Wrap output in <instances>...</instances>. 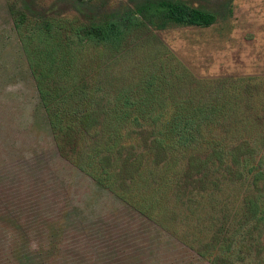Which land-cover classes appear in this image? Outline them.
<instances>
[{
    "label": "trees",
    "instance_id": "1",
    "mask_svg": "<svg viewBox=\"0 0 264 264\" xmlns=\"http://www.w3.org/2000/svg\"><path fill=\"white\" fill-rule=\"evenodd\" d=\"M6 5L59 155L209 264H264V83L197 77L152 32L209 27L232 0Z\"/></svg>",
    "mask_w": 264,
    "mask_h": 264
},
{
    "label": "rangeland",
    "instance_id": "2",
    "mask_svg": "<svg viewBox=\"0 0 264 264\" xmlns=\"http://www.w3.org/2000/svg\"><path fill=\"white\" fill-rule=\"evenodd\" d=\"M92 1L112 10L140 0ZM185 1L214 10L221 0ZM152 32L169 62L197 77L252 75L264 83V0H232L228 18L209 27ZM145 55L142 46L131 49L129 63ZM0 264H209L59 155L6 0H0Z\"/></svg>",
    "mask_w": 264,
    "mask_h": 264
}]
</instances>
